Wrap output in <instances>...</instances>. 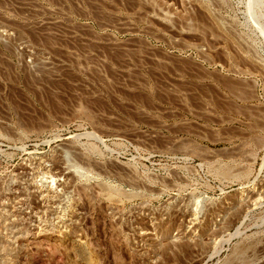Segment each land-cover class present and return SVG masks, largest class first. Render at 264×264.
Listing matches in <instances>:
<instances>
[{
  "label": "rangeland",
  "instance_id": "1",
  "mask_svg": "<svg viewBox=\"0 0 264 264\" xmlns=\"http://www.w3.org/2000/svg\"><path fill=\"white\" fill-rule=\"evenodd\" d=\"M263 129L264 0H0V264H264Z\"/></svg>",
  "mask_w": 264,
  "mask_h": 264
},
{
  "label": "bare ground",
  "instance_id": "2",
  "mask_svg": "<svg viewBox=\"0 0 264 264\" xmlns=\"http://www.w3.org/2000/svg\"><path fill=\"white\" fill-rule=\"evenodd\" d=\"M167 60V59H166ZM161 64V63H160ZM192 64V63H191ZM190 64V65H191ZM194 66V65H193ZM199 66V65H198ZM185 67V66H184ZM199 68V67H198ZM185 69V68H184ZM191 70V69H190ZM200 70V69H199ZM202 70V69H201ZM179 71V70H178ZM194 72V71H193ZM196 72V71H195ZM206 75V74H205ZM200 76V75H199ZM220 77V76H218ZM218 77H213L209 76L210 79L214 81L213 85L215 88H217L219 91L224 93L225 96L232 98L234 101L240 102V104L247 103L249 99L244 95L243 92L239 91L237 88V84L235 85L234 83H231L230 81H227L226 79L220 80L221 78L218 79ZM200 78V77H199ZM208 77H201V79H209ZM211 81V80H210ZM201 82V81H200ZM207 84V83H206ZM207 87V86H206ZM209 89V88H208ZM220 92V93H221ZM219 96V95H218ZM250 102V101H249ZM237 104V103H236ZM243 106V105H242ZM247 110V109H246ZM245 114V113H244ZM264 130V129H263ZM228 173V172H227Z\"/></svg>",
  "mask_w": 264,
  "mask_h": 264
}]
</instances>
